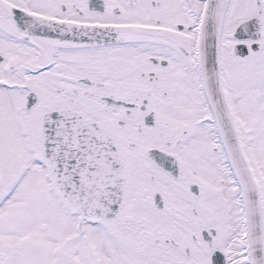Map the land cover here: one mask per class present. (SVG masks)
Returning <instances> with one entry per match:
<instances>
[{
  "label": "snow or ice",
  "instance_id": "obj_1",
  "mask_svg": "<svg viewBox=\"0 0 264 264\" xmlns=\"http://www.w3.org/2000/svg\"><path fill=\"white\" fill-rule=\"evenodd\" d=\"M0 264H264V0H0Z\"/></svg>",
  "mask_w": 264,
  "mask_h": 264
}]
</instances>
